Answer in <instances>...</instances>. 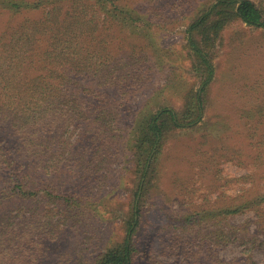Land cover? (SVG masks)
Returning a JSON list of instances; mask_svg holds the SVG:
<instances>
[{"label":"rangeland","instance_id":"1","mask_svg":"<svg viewBox=\"0 0 264 264\" xmlns=\"http://www.w3.org/2000/svg\"><path fill=\"white\" fill-rule=\"evenodd\" d=\"M252 1L264 15V0ZM216 2L108 1L118 14L100 17L89 51L110 55L119 76L110 81L106 64L98 77L95 65L80 76L75 63L68 66L80 81L69 88L84 117L69 113L67 131L55 130L42 154L56 158L48 167L18 160L36 196L0 200V264H97L124 243L136 202L134 264H264L263 28L216 9L193 31L215 66L204 117L183 127L163 119L158 154L142 180L139 144L151 118L163 108L190 118L206 75L186 30ZM71 5L64 16L81 20ZM24 16L36 14L0 11L1 49ZM0 137L16 150L19 136L1 113ZM190 216L198 220L185 223Z\"/></svg>","mask_w":264,"mask_h":264},{"label":"trees","instance_id":"2","mask_svg":"<svg viewBox=\"0 0 264 264\" xmlns=\"http://www.w3.org/2000/svg\"><path fill=\"white\" fill-rule=\"evenodd\" d=\"M108 1L113 3V0H0V11L7 10L12 15L36 14V17L24 16L15 32L4 38L5 48H0V113L4 120L10 121V127L20 140L16 150H13V146L0 137V200L14 196L35 197V184L31 182L30 174L21 172L26 165L18 160L25 157L28 165L35 163L48 167L56 158L47 159L42 154L51 149L55 130L65 127L63 131H67L71 121L67 117L69 113L84 117L83 102L69 88L71 82L80 81L69 76L73 69L68 66L75 63L77 68L74 70L80 76L87 73L84 72L85 67L95 65L91 71L98 77L103 71L101 65L106 64L110 81L118 78L117 67L111 63L110 55L97 50L89 51V42L98 31L100 17L118 14ZM70 3L71 9L79 11L81 20L64 16L70 14L69 9H64V4ZM230 8L233 11L228 12ZM216 9L218 13L230 15L246 25L264 29V15L252 0H217L188 27L186 37L189 49L198 58L206 78L191 97L186 112L190 113L187 122H182L174 109L163 108L147 124L139 144V148L146 153L140 161L143 165L142 180L147 176L145 169L149 158L158 154L164 134L163 119L168 118L174 127H183L199 124L204 117L206 105L203 95L214 79L215 66L192 33ZM136 13L132 8L128 12L131 17ZM128 65V62L124 63L127 68ZM102 113L103 110L100 116ZM260 202H264V197ZM137 203L133 206L132 223L124 243L108 250L97 264H134L136 248L132 235L139 218ZM258 216L262 218L260 214ZM196 220L198 218L190 216L185 223L193 224ZM237 233L232 231L230 237L238 238ZM248 240L246 243L250 242Z\"/></svg>","mask_w":264,"mask_h":264}]
</instances>
